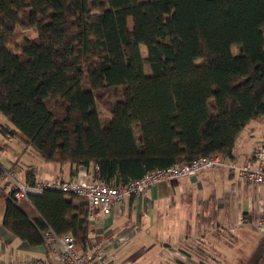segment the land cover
I'll return each mask as SVG.
<instances>
[{"label":"trees","instance_id":"obj_1","mask_svg":"<svg viewBox=\"0 0 264 264\" xmlns=\"http://www.w3.org/2000/svg\"><path fill=\"white\" fill-rule=\"evenodd\" d=\"M0 112L6 137L72 171L94 165L110 185L200 156L236 160L264 117V0H0ZM29 201L33 217L5 195L2 226L22 242L48 251L49 228L92 240L86 198L46 188ZM258 233L247 264H264Z\"/></svg>","mask_w":264,"mask_h":264},{"label":"crops","instance_id":"obj_2","mask_svg":"<svg viewBox=\"0 0 264 264\" xmlns=\"http://www.w3.org/2000/svg\"><path fill=\"white\" fill-rule=\"evenodd\" d=\"M253 122L256 123H253L246 135L239 137L240 141L238 140L235 147V159L240 163L252 159L255 147L264 145V117ZM13 165L15 168L12 170L22 181H25L26 170L35 168L37 182L68 181L79 178L88 180L95 170L94 165L72 171L69 163L59 164L53 168L51 174L53 179L47 180L43 177V169L38 166L29 164L19 166L16 162H12L11 166ZM5 184L6 179H0V196L4 195V199L8 192ZM23 201L19 202L20 206ZM25 202L28 208L21 207L30 217L35 216L30 201L25 200ZM32 210L34 213H29ZM162 212L166 214L165 237L156 234L159 231L158 227L163 228L165 223L161 222L159 217ZM260 212H264V186L242 181L234 172L216 167L195 176L160 182L146 190L142 197L124 201L112 213L107 215L99 213L95 219H89V228L92 229L89 237L92 240L102 239L106 243L108 254L110 247L120 246L121 243L117 244V242L121 237H131L134 233L148 234L151 229L156 228L154 236H146V247L152 248L160 243L161 252L157 254L160 264L177 263L178 260L168 254L172 247L180 246L184 241H193L194 244L215 254L223 262L229 257L232 258L237 250L236 245L229 242L232 236L233 239L240 241L242 235L257 245L260 236H251L248 232L252 228L250 223ZM2 218L0 242L3 245L4 255L2 254L0 262L4 263L10 259L48 258L49 252L44 245L29 246L22 242L2 226ZM240 221L244 224H240ZM203 226L207 227L208 233L200 237ZM137 255H132V258L135 259Z\"/></svg>","mask_w":264,"mask_h":264},{"label":"built area","instance_id":"obj_3","mask_svg":"<svg viewBox=\"0 0 264 264\" xmlns=\"http://www.w3.org/2000/svg\"><path fill=\"white\" fill-rule=\"evenodd\" d=\"M216 167L234 172L242 181L264 186V145L256 146L252 159L243 163L222 155L200 156L184 164L149 171L141 178L119 186L100 180L97 176L98 167H95L92 177L88 180L79 178L68 181H39L34 185H28L11 169L5 170L4 178L5 187L17 203L29 200L30 195L40 194L46 188H56L86 198L89 202V219L93 220L99 213L106 215L112 213L130 198L142 197L146 190L160 182L195 176ZM240 224L244 222L240 221ZM250 224L253 229L264 234V212H260ZM91 231L89 228V232ZM207 233V227L203 226L200 237ZM43 237L48 246V258L10 259L0 264H115L113 259L109 258L106 243L102 239L86 240L81 247L82 244L78 245L74 235L59 236L50 228L43 231ZM125 239V236L121 237L117 244ZM2 254L1 244L0 258ZM168 255L184 264H219L215 256L193 241H184L182 245L172 247Z\"/></svg>","mask_w":264,"mask_h":264},{"label":"rangeland","instance_id":"obj_4","mask_svg":"<svg viewBox=\"0 0 264 264\" xmlns=\"http://www.w3.org/2000/svg\"><path fill=\"white\" fill-rule=\"evenodd\" d=\"M143 51L145 52V47H142ZM233 54L239 53V47L237 45H234L232 47ZM146 70L149 72V65H146ZM104 111V110H103ZM104 113H106L104 111ZM254 121V120H253ZM250 122L243 130L240 138L246 133L249 132L251 129L253 123L256 122ZM9 123L8 119L0 112V125ZM239 138V141H240ZM238 141V142H239ZM12 162H16L17 165L23 166L24 164H29L30 166H38L39 168L43 169V177H45L47 180H52L53 176L52 171L53 168L59 165L58 163L54 162H47L42 159V157L39 155V153L31 146H26V144L23 142L21 138L18 136H9L6 137L2 132L0 131V164L4 167V169H9L12 164ZM12 170V169H11ZM21 206L23 208H28L27 203L25 200L21 203ZM5 208V199L4 195L0 196V219L3 216ZM29 213H34V211H29ZM161 222L164 221L163 228L158 227L157 233L160 236H166V214L162 212L160 214ZM161 226V224H159ZM156 228L146 234V233H135L131 237H127L126 240L122 241L119 247H110L108 250V255L110 258H112L116 264H158L159 257L157 254L161 252L160 250V243L155 244L152 248L147 249V238L146 236H154ZM153 232V233H152ZM239 233V232H238ZM248 235L251 236H260V234L256 231H254L253 228H251L248 232ZM234 236L231 237L229 242L232 244L234 243L236 245V251L234 252L233 257H229L227 261L221 262L220 259L213 253L211 255L215 256L219 264H247L248 259L252 256V252H254L253 247L255 246L252 243V240H250L247 237H244L241 235L240 241H237V239H233ZM2 243L0 242V245ZM166 252V249H165ZM210 253V252H209ZM138 254L135 259L132 258V255ZM4 255V254H3ZM2 255V257H3ZM166 257V253L164 254ZM164 262V261H163ZM175 264H181L179 262Z\"/></svg>","mask_w":264,"mask_h":264}]
</instances>
